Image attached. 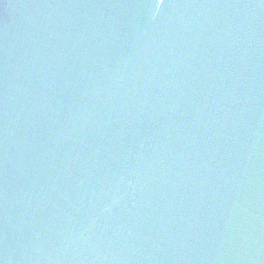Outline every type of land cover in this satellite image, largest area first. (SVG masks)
Returning <instances> with one entry per match:
<instances>
[{
    "label": "water",
    "instance_id": "obj_1",
    "mask_svg": "<svg viewBox=\"0 0 264 264\" xmlns=\"http://www.w3.org/2000/svg\"><path fill=\"white\" fill-rule=\"evenodd\" d=\"M0 264H264V0H0Z\"/></svg>",
    "mask_w": 264,
    "mask_h": 264
}]
</instances>
